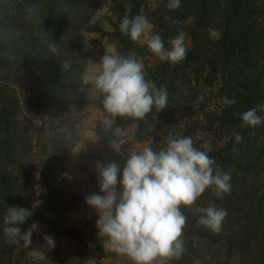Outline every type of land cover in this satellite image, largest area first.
<instances>
[{
  "label": "trees",
  "instance_id": "16d2710c",
  "mask_svg": "<svg viewBox=\"0 0 264 264\" xmlns=\"http://www.w3.org/2000/svg\"><path fill=\"white\" fill-rule=\"evenodd\" d=\"M104 6L110 30L93 22ZM147 23L152 33L140 44ZM86 33L116 46L104 84L84 82ZM115 106L114 121L95 129L101 152L90 156L113 185L112 208L125 204L126 174L148 192L118 249L145 264H264V0H0V264H43L37 251L62 262L53 235L95 243L103 256L97 232L57 224L28 201V168L50 192L60 168L83 171L94 189L71 210L96 207L106 198L99 181L66 153L90 109L107 116ZM130 124L147 151L115 147ZM182 186L195 190L188 201Z\"/></svg>",
  "mask_w": 264,
  "mask_h": 264
},
{
  "label": "rangeland",
  "instance_id": "374dc122",
  "mask_svg": "<svg viewBox=\"0 0 264 264\" xmlns=\"http://www.w3.org/2000/svg\"><path fill=\"white\" fill-rule=\"evenodd\" d=\"M107 13V7L99 9L94 15L93 22L98 23L105 30H110L109 24L104 20ZM152 24L143 25L142 32L138 37L140 44L148 42L152 33ZM87 39L93 45L92 55L88 60L84 72V82H98L104 84L108 78L104 75V69L109 62L116 63L117 51L116 46L110 43L102 33H86ZM167 57L166 53L157 56L148 57V64L153 65L159 60ZM139 68L143 67L142 62L138 64ZM123 88L119 90V96L123 95ZM85 93L93 98L97 97L94 89H85ZM118 107L112 108L110 115L104 116L103 113L96 109H90L84 115L82 122L77 128L79 139L73 145L66 156L71 160L81 162L89 167L95 174L100 183L102 194L106 197L94 208L82 211L71 210L79 207L76 201L79 195L88 196L93 192L94 186L88 180L86 174L76 168H60L54 176H50V192L48 184L45 182L39 171L30 167L28 172L31 177L28 181L27 199L32 205L36 206L43 215L49 217L57 224L70 228L73 231L82 233L97 232L98 236L103 238L102 248L103 256L100 257V250L97 244L90 242H81L79 240H70L66 236H51V243L55 250L59 251L62 262L57 259L56 253H47L37 251L43 264H145L140 262L130 251L119 250L122 245V238L127 237L132 228L140 222L138 212L142 211V203L148 192L145 188H132V181L128 174L121 179V185L124 188L121 204L112 208L111 197L114 195L113 185L105 176L100 174L98 161L91 157L92 153L101 152L100 141L96 133V127L104 120L114 121L118 114ZM136 124L128 125L124 130L117 134L114 145L117 149L123 143H130L133 152H145L148 149V141H136L135 131ZM37 149L38 147L35 146ZM103 153V152H102ZM107 170L116 173V164L110 154H105ZM32 169V170H31ZM29 175V174H28ZM149 183L154 182V177L149 178ZM181 200L188 201L194 194L193 187L182 186ZM45 195L49 197L51 207L48 203L40 198ZM143 214V211L141 212ZM142 218V217H141ZM47 230V226H34L26 230L28 235L42 234Z\"/></svg>",
  "mask_w": 264,
  "mask_h": 264
},
{
  "label": "crops",
  "instance_id": "0c3cea01",
  "mask_svg": "<svg viewBox=\"0 0 264 264\" xmlns=\"http://www.w3.org/2000/svg\"><path fill=\"white\" fill-rule=\"evenodd\" d=\"M112 174H114V172H111ZM149 184H151V183H149ZM141 210L138 212V219H137V221L139 222V220L141 219V217H142V214H141Z\"/></svg>",
  "mask_w": 264,
  "mask_h": 264
}]
</instances>
